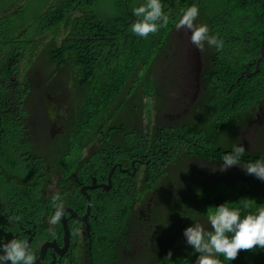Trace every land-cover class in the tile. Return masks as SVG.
<instances>
[{
  "label": "trees",
  "instance_id": "1",
  "mask_svg": "<svg viewBox=\"0 0 264 264\" xmlns=\"http://www.w3.org/2000/svg\"><path fill=\"white\" fill-rule=\"evenodd\" d=\"M21 1L0 0V96L13 90L18 108L6 117L0 116V194L14 209L33 216L42 212L37 199L46 193L53 173L48 168L54 171L63 166L68 173L80 171L81 178L95 177L97 184L105 182L110 159H103L104 167L95 171L93 166L102 165L98 154L82 157L87 143L100 142L119 150L122 155L118 159L134 161L135 171L130 175L116 169L111 173L109 189H87L89 201L82 195L79 208L74 207L82 214L89 202V234L98 245L93 264H195L199 254L186 244L183 232L187 227L202 224V216L207 219L209 210L225 202L230 208H239L242 215L264 207V181L260 183L236 167L223 172L218 168L222 157L240 144L237 130L264 112V56L254 75L240 76L243 68L253 70L246 64L259 56V16L264 17V3L228 0L231 17L221 27L223 0L211 10L201 3L197 25L206 24L211 35L218 36L219 32L223 48L204 46L203 58L211 62L201 74L204 82L194 89L182 83H190L186 76L169 73L182 53L175 39V46L161 43L172 37L163 27L148 37L128 36L122 43V11V19L110 27L115 31L113 45L105 44L106 38L85 39L84 30L75 27L64 13L66 0L59 4L61 11L56 0H41L27 14L32 1L19 4ZM92 12L100 13L101 31L106 36L110 12ZM213 23L218 30L212 29ZM55 25L57 29L46 42L45 32ZM60 28L68 38L58 44L55 38ZM126 31L133 33L130 28ZM71 36L77 40L71 41ZM169 47L176 48L175 54ZM38 60L55 68L56 88L65 90L57 119L64 133L59 137L47 133L49 117L41 101L35 102L37 111L25 86L29 83L24 79H29L33 67H39H35ZM164 86L179 95L180 91L186 94L191 101L188 118L165 117L173 112L176 100L167 97ZM143 115L154 133L153 145L166 146L167 163L146 162L132 152L136 138L139 148L149 139L145 129L128 132L118 127L127 119ZM206 127L210 131L200 130ZM243 145L240 164L264 160V149L250 151L246 142ZM194 158L204 164L200 168L190 165L187 170V163ZM249 200L253 202L249 204ZM72 225L75 229L78 223L70 220L69 228ZM129 250L134 261L123 253ZM68 259L66 264L75 263L72 255ZM224 264H264V249L241 251L236 260Z\"/></svg>",
  "mask_w": 264,
  "mask_h": 264
},
{
  "label": "clouds",
  "instance_id": "2",
  "mask_svg": "<svg viewBox=\"0 0 264 264\" xmlns=\"http://www.w3.org/2000/svg\"><path fill=\"white\" fill-rule=\"evenodd\" d=\"M218 1L219 0H192V2L187 5L188 8L185 11L180 12L174 17L175 19L173 26L175 29L190 32V42L196 49V54L194 57H190L187 61L183 59V56L180 58L179 55L174 60V69H172V71H178L179 69L181 72H179V75L186 76L190 82L184 83L182 81L185 87H194V89H196L204 82L201 78V74L205 73V66L211 62L209 59L203 58V50L205 47L207 45L214 46L217 48V50H221L223 48V41L218 38H222V35L219 32L218 36L211 35V29H209L206 24L197 25V18L199 14H202L201 3L204 2L205 9L211 10L209 8L212 5L217 4ZM258 1L260 3H264L261 0ZM221 5L222 9L219 13L222 23L220 24V27L226 26L231 17V8L228 7V0H223ZM36 6H39V3ZM36 6L31 4L27 9L26 14L29 11H33ZM42 11L43 13L45 12L44 10ZM132 12L133 15L139 19H137L131 25V30L139 37H148L150 34L157 33L162 27H166L169 23V15L164 12V6L161 0H145L144 3L134 7ZM259 22L260 28L258 33L261 30L264 31V17L261 15L259 16ZM109 23L110 21L108 24ZM75 25V27H79L84 30L83 35L85 36V39L93 41L94 39L106 38L105 44L113 45L114 43V40H111L108 34L106 36L103 34L100 25H94L91 22L85 12L80 15V17L75 22ZM51 28L52 30L47 31L44 34L46 42L50 41L49 34L57 29L56 25ZM212 29L215 31L218 30V25L213 23ZM87 31H92V33L90 35H85ZM97 34H99V36H95ZM66 38H68V35H64V28H60V34L55 38V42L59 44ZM128 38V36H124L125 42L128 40ZM73 40L77 39L76 37L71 36V41ZM161 43L175 46V43L173 42L166 43L165 41H161ZM168 49L175 51L174 49L176 48L169 47ZM197 56H199V61ZM263 56L264 52L262 54L259 53L258 57L251 58L250 61L247 62L246 66H253V70L248 71L246 68H243L240 76L244 75L245 77H250L254 75L258 69V63L263 59ZM165 57L168 60L167 56ZM259 57L261 58L259 59ZM179 63L181 64L179 65ZM183 65L189 67L190 70H186ZM36 66L39 67H33L30 70L31 75L29 79L25 78L24 80L28 81L29 83L25 86L27 87L29 95L32 97H30L31 101L34 103V106L38 111L39 107L35 102L41 100L40 95L37 94L38 88H35V86H57L58 83L53 79L56 72L53 66L46 67L39 60L36 62L35 67ZM169 66L170 63H168L166 67L169 68ZM181 66H183L182 69H180ZM255 68L256 71L254 74H252ZM62 91L65 92L64 89H62ZM163 91H165L167 97H170L171 100H176V105L175 108H173V112L170 114V116L165 115V117L171 118L173 115H175L181 116L182 118H188L190 116L189 109L191 107V101L186 96V94L180 91L179 95L175 91L168 89L166 86H164ZM16 100L17 96L13 90H10L9 93L5 92L0 96L1 117H6L8 114L14 113L16 111L17 106L14 104ZM57 119H59V116ZM57 119L54 121L53 127L49 129L51 126V121L49 118V128L47 133L49 132L51 137H59L64 133V126L60 121H57ZM154 125L156 126L155 122ZM118 127L122 131L128 132H137V129L141 128L145 129L147 131L146 136L149 137V139L144 140L141 144V147L139 148L136 138L134 151L132 152L141 160L146 162H168L169 153L166 149V146L160 145L159 143L153 145V140L155 139L154 133L152 132L151 127L147 125L146 120L145 122H141V118H131L121 122L120 126ZM118 127H116V129H118ZM20 130L22 131L23 128ZM200 130L203 132L210 131L209 127ZM238 131L239 130H237L236 133L237 137ZM25 132H27V129H25ZM162 136L169 139V136L166 134ZM263 137L264 132L259 134L257 142L253 140H244L238 137L240 144L235 146L231 153L225 154L222 157L223 162L220 164V166H218V168L222 167L221 172L226 171L231 167H236L242 169L247 175L253 177L259 182L264 181V160H256L255 162L240 164L241 158L245 153L243 142L248 144V150H257L261 149V145H264ZM68 142L70 143L71 140L68 139ZM127 151L128 150H125L124 153ZM84 152L85 153L82 154V157H85L86 159L91 158L94 156V154H98V156L101 158L102 165L93 166L95 171L104 167L103 159H110V168L106 171L109 172L108 176H106V181L97 184L95 177L86 176V178H81L80 171L77 170V172L71 171L68 173L63 166L61 168L56 167L54 171L48 168L53 173L49 179V184L46 186V193L40 197L41 200H39L40 205H42V215L40 217L44 215V209L46 211L52 207L50 220L49 218H46L49 213L45 214V223L49 222L50 225L55 226L58 225L62 220L61 225L64 228V234L69 233L67 230L69 226L68 224L66 225L65 220L62 218L63 216L66 217L67 223L70 222V220L76 221L78 223L77 227L80 226V223L83 225V227L86 226V223L88 224V214L85 221L76 220V218L81 217L84 213L78 214L77 210L74 209V207H76V209L79 208L78 204L80 198L83 197L82 195L86 196L87 201H89V196L86 194L87 189H94L97 187L109 189L111 183V173L118 168L120 171L130 175H132L135 171L134 161L129 162L118 159L117 156L122 155L121 152L119 150L107 148L104 145V142L91 145L87 143ZM201 164H204V162L194 158L187 163L188 166H186V169L190 170L192 167L200 168ZM190 165L191 168L189 167ZM130 168L132 171L129 170ZM141 170L142 167L139 168V172H141ZM77 174L80 176V178L77 176ZM252 202V200H249V204ZM87 207L89 208V202L87 203ZM198 213L201 215L199 211ZM203 217L204 216H202V224H192L183 232L186 244L199 254L196 258L195 264H224V261L236 260L241 251L253 252L254 249H264V207H260L255 213L248 211L242 215L239 208H230L228 203L225 202L214 207V211L209 210L207 219ZM15 219L18 221L20 218L16 217ZM39 222L43 224L42 220H39ZM85 231L87 233L86 240L90 241L89 230ZM49 233L55 236V231L53 228L49 229ZM74 234L78 235L79 229H75ZM51 247H54L53 243H43L37 264H39V261L42 259L45 250ZM0 253H2L0 254V264H36V254L26 238H13L7 242H4L3 239H0ZM123 253H128L130 256H133L132 251L130 250ZM168 257H171V252L168 253Z\"/></svg>",
  "mask_w": 264,
  "mask_h": 264
},
{
  "label": "flooded vegetation",
  "instance_id": "3",
  "mask_svg": "<svg viewBox=\"0 0 264 264\" xmlns=\"http://www.w3.org/2000/svg\"><path fill=\"white\" fill-rule=\"evenodd\" d=\"M24 1L25 0H22L19 4H23ZM62 2L63 0H56V6L59 7V4ZM144 2L145 0H66V5L68 8L64 13H66V16L74 24L80 15L85 12L94 25L101 26L99 22L100 13H93L92 11L105 10L110 12L108 17V22L110 21V23L107 24L108 28L110 29L111 25L116 24L118 20L122 19L121 12L123 11L125 16H123L122 25L119 30L123 31L124 36L126 37H134L135 33L126 31L128 28L131 29V25L137 19H139L133 15L132 9L134 6H139ZM161 2L164 6V12L169 15V23L163 28L166 29L165 33L167 36H172L170 40L165 42L172 43L177 41L179 43L178 50L181 51L183 59L187 61L190 57H194L196 54V49L190 42L191 33L182 30H176L173 25L175 15L185 11L188 8L187 5L191 3L192 0H161ZM79 8L82 11H80ZM107 34L111 40H115V31L113 29L108 30ZM258 35L263 37L264 31L261 30ZM124 36L121 37L122 43L125 42ZM118 43L119 39L117 44ZM197 59L199 61V56H197ZM35 88H38L37 94L40 95L42 108L46 111L47 115H49L51 129L54 125V121L59 116L60 109L62 108L64 91L57 89L56 86L48 85H36ZM22 131H25V129ZM1 184L2 181L0 180V185ZM4 196L5 195L0 194V239H3L4 242H7L13 238H26L36 254V264L38 262L39 254L42 250L43 243H53L54 247L45 250V253L42 259L39 261V264H66L69 260L68 256L71 255L75 261L74 264H93L92 257L93 255H96L98 245L93 243L91 238L90 241L86 240V226L83 227L81 223L80 227L76 226L75 229H79L78 235L74 234V225H72V228H68V240L67 246L65 247V241L63 240L64 228L61 225L62 220L58 225L55 226L50 225L49 222L45 223V214L49 213L46 218H49L50 220L52 207L46 211L44 209V215L42 217H40L42 212L39 215L33 216L31 212H18V209H14L12 204ZM37 202L40 204L38 199ZM16 217H19L20 219L17 221L15 219ZM62 218L65 220L67 225L68 223L66 222V217L63 216ZM39 220H42L43 224H40ZM50 228H53L55 231V236L49 233Z\"/></svg>",
  "mask_w": 264,
  "mask_h": 264
},
{
  "label": "rangeland",
  "instance_id": "4",
  "mask_svg": "<svg viewBox=\"0 0 264 264\" xmlns=\"http://www.w3.org/2000/svg\"><path fill=\"white\" fill-rule=\"evenodd\" d=\"M32 1V5L33 6H36L38 3H40L41 0H31ZM260 47H264V36L263 37H260ZM263 52H264V49H263ZM171 54H175L173 52V50H171ZM181 63H179L180 65ZM184 68L186 70H190L189 67L183 65ZM183 66L180 67V69L183 68ZM20 69H24V65H21L20 66ZM180 72V70L178 69V71H169V73L171 75H175L176 73ZM181 73V72H180ZM170 116V114L168 115ZM158 119L162 120V118L159 116ZM146 120V117L145 115H143L141 117V122H145ZM264 132V112L261 111L260 114H258L255 119H253L247 126H241L239 128V131H238V137L239 138H242L244 140H253V141H256L257 142V139H258V136L259 134L263 133ZM261 149H264V145H261L260 146ZM80 227V226H79ZM126 257L129 258L130 261H134V257L133 256H130L128 253L125 254Z\"/></svg>",
  "mask_w": 264,
  "mask_h": 264
},
{
  "label": "water",
  "instance_id": "5",
  "mask_svg": "<svg viewBox=\"0 0 264 264\" xmlns=\"http://www.w3.org/2000/svg\"><path fill=\"white\" fill-rule=\"evenodd\" d=\"M261 1L264 2V0H261ZM259 53H260V54L263 53V47H262V46L259 48ZM260 58H261V57H259V59H260ZM255 71H256V68L254 69V71L252 72V74H254ZM246 74H248V73H246ZM88 212H89V208L86 207L84 214H83L81 217L76 218V220H82V221H85ZM85 223H86V222H85ZM86 230H89V225H88L87 223H86ZM63 240L65 241V245H64V246L66 247V246H67V240H68V233H65V234H64Z\"/></svg>",
  "mask_w": 264,
  "mask_h": 264
}]
</instances>
